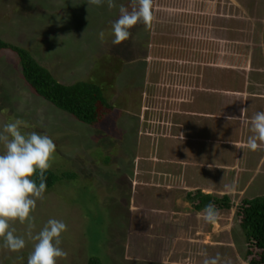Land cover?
<instances>
[{"label":"rangeland","instance_id":"374dc122","mask_svg":"<svg viewBox=\"0 0 264 264\" xmlns=\"http://www.w3.org/2000/svg\"><path fill=\"white\" fill-rule=\"evenodd\" d=\"M114 3L110 10L107 0L102 6L87 0H0V37L30 51L59 82H97L112 77L122 61L116 88L105 93L114 108L90 126L39 97L24 80L18 57L0 52V131L19 120L22 134L49 136L56 145L49 169L71 176L36 201L32 236L49 219L66 224L59 247L67 256L57 264H89L91 258L103 264H203L217 254L219 264H248L235 213L243 199L264 196V166H255L258 150L248 152L232 210L205 222L185 191L225 193L226 185H214L224 166L210 164L237 161L241 148H206L202 138L210 133L236 141L241 130L236 123L194 125L185 112L194 96L190 89L200 82L189 73L204 69L198 64H213L222 54L232 63L263 60L264 0H153L152 25L137 23L119 45L112 43V25L121 5L131 11L132 0ZM217 72L216 82L226 88L246 81ZM248 128L246 141L253 135ZM10 227L26 244L13 252L0 238V264H27L37 241L28 236L27 223L17 220Z\"/></svg>","mask_w":264,"mask_h":264},{"label":"clouds","instance_id":"9594fccd","mask_svg":"<svg viewBox=\"0 0 264 264\" xmlns=\"http://www.w3.org/2000/svg\"><path fill=\"white\" fill-rule=\"evenodd\" d=\"M88 4L102 6L105 0H87ZM111 10L116 7L114 0H107ZM153 0H132V9L121 5L119 18L113 23V44L119 45L131 36L130 29L139 22L150 27L154 20ZM103 41L104 32L99 33ZM241 118L243 123H248ZM237 117L229 116L228 120ZM19 120L4 125L0 131V143L4 144L5 152L0 154V238L4 247L17 252L25 247V240L15 235V229L10 222L27 223L28 236L37 241L30 253L27 264H57V258H64L67 253L59 245L61 235L67 231L64 222L49 219L43 229L32 236L34 217L31 213L36 208V201L44 199L47 188L45 173L51 167L56 145L47 135L36 132L22 134ZM252 136L248 138L247 146L255 151L264 144V112H257L251 119ZM259 142V143H258ZM210 167V166H209ZM37 171L38 177L35 179ZM37 179L39 183L37 184ZM219 218V210L214 203H208L203 211V219L207 223H215ZM220 256L207 258L203 264H219Z\"/></svg>","mask_w":264,"mask_h":264},{"label":"trees","instance_id":"16d2710c","mask_svg":"<svg viewBox=\"0 0 264 264\" xmlns=\"http://www.w3.org/2000/svg\"><path fill=\"white\" fill-rule=\"evenodd\" d=\"M3 50H8L18 57L24 80L39 97L68 113L77 121L96 126L101 124L106 114L113 110L114 106L105 97V93L116 88L115 79L122 61L116 68L114 67L112 77L105 75L97 82L91 78L89 81L66 85L59 82L49 69L42 66L30 51L7 43L0 37V52ZM106 57L110 60L114 55ZM104 66L107 67V64L105 63ZM109 66L104 68V74L109 73L106 72L110 69ZM38 175L37 171L33 178ZM45 176L47 184L45 192L52 190L56 184L62 183L65 179H71V176L59 175L51 169H48ZM187 200L197 212L204 211L205 206L210 202L215 204L219 212L230 211L233 208L228 195L216 197L198 190L188 193ZM235 215L247 242L246 261L248 264H264V196L252 200L243 199L236 206ZM89 264L103 263L98 258H91Z\"/></svg>","mask_w":264,"mask_h":264},{"label":"crops","instance_id":"0c3cea01","mask_svg":"<svg viewBox=\"0 0 264 264\" xmlns=\"http://www.w3.org/2000/svg\"><path fill=\"white\" fill-rule=\"evenodd\" d=\"M222 56L223 57L219 56V61H215L213 64H203V62L198 64L197 66L202 67V69L204 68L201 71V74L200 72L198 73V70L195 67L193 68L195 70L192 69V71L189 73L190 77L191 75L193 78L199 77L200 82L197 83L198 85H193L190 89L192 94V91H194V96L193 99L187 104L188 109L186 110L185 115L193 120L194 125L205 124V126L209 128L215 122H223L225 126L230 125L231 123H236V125H238V129L241 130V132L238 134V140L236 141L218 138L210 133L205 138H202L206 148L208 145L228 148H241L239 154L237 152V155H235L237 161L235 160L233 162L231 161L230 163H226L218 159L213 165L210 164V166H224L219 169L223 171V174L220 176V183H214V185L216 187H222L224 185L228 187L225 193L217 192L218 190H216L214 191L215 193L212 191L213 194L210 195H215L216 197L228 195L231 198L232 195L236 193L235 188L239 186L238 180L240 178L241 172L245 173V166L249 165L250 158L248 152L251 151V149L247 146V141L245 140V133L248 131L247 125L250 128L251 119L257 112H264V52H262V61L253 60L250 62L246 61L245 63L241 64L238 62L232 63L229 59H225L224 54H222ZM217 71L232 72L240 77H245L246 81L241 88H226L224 85H221L220 83L218 84L216 82L214 75L219 74ZM218 76L220 77V74ZM242 109H245V111L242 113V117L243 119H246L248 123H243L241 118H238L241 116ZM229 116L237 118L228 120L227 117ZM178 138L186 139L184 136H179ZM187 139L191 140L189 137H187ZM257 150L258 155L257 159L255 160V166L261 167L264 166V144H260V147ZM187 161H190L189 158H187ZM187 161L182 162L183 167L189 166ZM176 163L178 164V162ZM194 165L195 164H193V166ZM207 166H209V164H207ZM227 171L231 173L234 172V177L232 178V176L228 174ZM225 177L229 178V183L232 181L231 184L234 185V190L232 187H229L231 185H227L225 180L228 179ZM175 188H179V185ZM192 191V188H189L188 191H185L187 193L184 198L187 199V194L191 193ZM201 192H203V190ZM203 193L208 194V191ZM175 194H179V190H177Z\"/></svg>","mask_w":264,"mask_h":264}]
</instances>
